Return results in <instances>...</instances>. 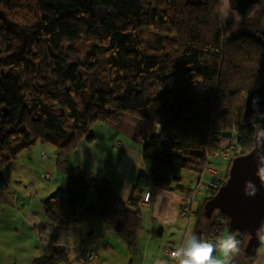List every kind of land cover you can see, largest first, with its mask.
<instances>
[{
  "label": "trees",
  "instance_id": "obj_1",
  "mask_svg": "<svg viewBox=\"0 0 264 264\" xmlns=\"http://www.w3.org/2000/svg\"><path fill=\"white\" fill-rule=\"evenodd\" d=\"M222 4L0 0V170L37 142L54 146L56 168L68 176L41 200L49 225L72 227L97 216L133 250L148 181L189 195L194 189L183 184V170L202 177L231 136L233 157L253 147L264 131V105L246 116L244 101L264 86V32L246 30L241 20V30L224 37ZM255 4L253 22L248 18L254 24L264 0ZM124 114L160 125L141 135L144 170L126 200L89 172L69 173L67 164L81 143L94 140V122H117ZM227 175L228 169L220 184ZM211 189L191 211L195 234L214 241L226 229L242 242L245 231L230 230L224 214L205 208L217 190ZM68 256L66 247L54 245L32 264H59Z\"/></svg>",
  "mask_w": 264,
  "mask_h": 264
},
{
  "label": "crops",
  "instance_id": "obj_2",
  "mask_svg": "<svg viewBox=\"0 0 264 264\" xmlns=\"http://www.w3.org/2000/svg\"><path fill=\"white\" fill-rule=\"evenodd\" d=\"M100 123L92 133L94 140L81 143L67 156L69 173L89 172L96 179L108 183L118 197L126 200L139 172L144 170L141 135L157 132L160 125L130 114L122 115L117 122ZM117 134L121 138H117ZM46 167L48 170L43 177L46 180H39L41 187L32 195H28L30 189L26 187V193L18 189H13V192L6 174L0 171V264H32L34 258L49 254L54 245H63L69 252L68 259L59 264H88L83 260L80 246L95 250L102 264H157L160 260L173 264L164 253V248H176L178 243H182V237L172 230L174 224L183 218L177 212L183 193L155 187L148 181L146 191L151 193L150 202L147 205L140 203L142 229L137 234L135 248L128 250L99 217H89L72 227L48 224L42 202L35 203L34 200L50 194L57 187H63L68 175L56 168L55 158ZM223 176L219 170L212 168L210 162L202 174L201 185L198 184L194 190L191 211L195 202L199 204L209 196L212 189L207 183H219ZM185 177L187 182L184 185L191 189L197 185L198 175L196 179L188 174ZM32 181L35 184L38 182L37 179ZM3 182L8 185L4 187ZM223 232L221 236H226ZM232 264H264V233L259 235L258 243L246 237L240 243V251L233 257Z\"/></svg>",
  "mask_w": 264,
  "mask_h": 264
},
{
  "label": "water",
  "instance_id": "obj_3",
  "mask_svg": "<svg viewBox=\"0 0 264 264\" xmlns=\"http://www.w3.org/2000/svg\"><path fill=\"white\" fill-rule=\"evenodd\" d=\"M235 8L245 10L256 0H230ZM264 105V86L252 89L244 101V115H252ZM264 155V143L259 133L254 136L253 147L244 154L231 159L228 175L215 194L205 203L209 211L218 210L227 218L228 228L232 231H245L250 241L259 240V229L264 228V178L254 175L264 161L258 157ZM253 180L258 188L254 196L244 194L245 181Z\"/></svg>",
  "mask_w": 264,
  "mask_h": 264
},
{
  "label": "rangeland",
  "instance_id": "obj_4",
  "mask_svg": "<svg viewBox=\"0 0 264 264\" xmlns=\"http://www.w3.org/2000/svg\"><path fill=\"white\" fill-rule=\"evenodd\" d=\"M222 3L223 4H222L221 15H222L224 32H225L224 37L231 38L234 35H236L239 32V30H241L238 25V23L241 20L244 21L243 23L248 24V26L246 27V30L254 31L255 29H257L259 31L264 32V13L263 12H261L260 16L258 17L257 22L255 24L252 23L253 17H254L253 13L257 8L260 7L258 4H255V5L250 4L244 11L240 12L232 8V4L230 0H229L227 7H225L224 0H222ZM248 18L250 19L252 18V22H250V19ZM262 39L264 40V35H262ZM100 124L101 123L98 121L94 122L89 128L90 133H93L95 130H97V127ZM117 135H119L117 138H121L120 134H117ZM230 138L233 140L232 136L229 137V139L227 140H230ZM20 141H21V138L17 140V143ZM15 144H16V141L12 140V145H15ZM233 152L235 153V146H233V150H231L230 152V157ZM54 158H55L54 146H52V144L37 142L36 144L32 145L31 148H25L22 151H20V153L17 156V159L9 161L7 164H5L1 168L0 171L6 174V178H8L10 184L12 185V190L18 189V191L26 193L24 191L26 187V189H30V191L28 192V195L29 194L32 195L37 191L38 188L40 189L41 187V185L38 184L40 182L39 180H42V181L46 180V178H43L45 176L44 175L45 171L48 170L46 166L47 164H51L52 162H54ZM221 159L222 158L218 156L216 157L213 156L211 157L210 162H212L213 169L219 170V173L224 174L229 168L232 158L223 160V163H220ZM186 174L191 175L195 177L196 179V176H197L196 173L189 171V170H183L182 171V178H183L182 182L183 183L187 182L185 179ZM39 176H41V179H38ZM34 179L38 180L37 184H35L32 181ZM2 185L5 187L8 184L6 185L5 182H3ZM14 190L13 192H15ZM44 197L38 196L35 198L34 202L39 203ZM196 206H197V203L195 202V204H193V210L196 208ZM94 217H97V216H94ZM195 221H196V217L193 216L192 213H189L188 216L183 217L182 219H180L174 224L172 231H175V233L180 238L182 237V240H183V237L187 233H195ZM141 229L142 228L140 227L139 231ZM223 234L227 235L229 234V232L225 229ZM233 234L235 235V233ZM200 239H205L204 234L200 236ZM180 244L181 243H178L177 246H179Z\"/></svg>",
  "mask_w": 264,
  "mask_h": 264
},
{
  "label": "clouds",
  "instance_id": "obj_5",
  "mask_svg": "<svg viewBox=\"0 0 264 264\" xmlns=\"http://www.w3.org/2000/svg\"><path fill=\"white\" fill-rule=\"evenodd\" d=\"M224 3L227 7L229 0H224ZM259 140L264 143V131L259 133ZM230 158H233L232 155ZM258 160L264 161V155L258 157ZM254 175L264 178V166H258ZM257 191L258 188L253 180L245 181L246 196H254ZM240 243L232 233L218 237L214 241L200 239L195 233H187L182 243L170 252L169 259L173 264H232L233 257L240 251ZM157 264H166V262L160 260Z\"/></svg>",
  "mask_w": 264,
  "mask_h": 264
},
{
  "label": "built area",
  "instance_id": "obj_6",
  "mask_svg": "<svg viewBox=\"0 0 264 264\" xmlns=\"http://www.w3.org/2000/svg\"><path fill=\"white\" fill-rule=\"evenodd\" d=\"M229 139V138H227ZM225 140L224 145L222 146V148H220L217 152H215V156H218L222 159H227L230 158V152L231 150H233V146H235L233 140L230 138V140ZM203 179L202 177H200L198 179L197 185H195V188H193L194 190H196V188L198 187V184L201 185ZM208 186L211 188H215L217 189L220 186V183H216V182H212L209 181ZM150 197H151V193L149 191H145L143 194L142 199L140 200V203L143 205H147L150 202ZM194 201V191L189 194V195H184L179 204H178V216L179 217H186L189 215L190 211H191V207H192V203ZM51 243H53V241H50ZM81 250V255L83 256V260L85 262H87L88 264H102L98 258L97 253L93 250V249H84V247L82 248V246L79 247ZM174 248H172L171 246H165L164 248V253L170 257V252L173 250Z\"/></svg>",
  "mask_w": 264,
  "mask_h": 264
}]
</instances>
